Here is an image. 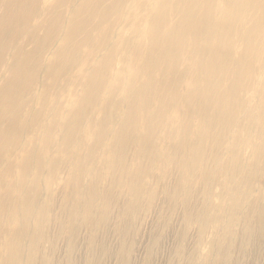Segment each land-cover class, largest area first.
<instances>
[{
	"label": "rangeland",
	"instance_id": "obj_1",
	"mask_svg": "<svg viewBox=\"0 0 264 264\" xmlns=\"http://www.w3.org/2000/svg\"><path fill=\"white\" fill-rule=\"evenodd\" d=\"M243 2L18 0L0 264H264V0Z\"/></svg>",
	"mask_w": 264,
	"mask_h": 264
},
{
	"label": "bare ground",
	"instance_id": "obj_2",
	"mask_svg": "<svg viewBox=\"0 0 264 264\" xmlns=\"http://www.w3.org/2000/svg\"><path fill=\"white\" fill-rule=\"evenodd\" d=\"M248 0H244L243 5L246 6ZM21 13L20 5L18 0H0V24L6 22L13 15H19ZM11 22L9 23L10 26ZM180 30V29H179ZM172 32H177V28H173ZM177 36L180 34L177 33Z\"/></svg>",
	"mask_w": 264,
	"mask_h": 264
}]
</instances>
